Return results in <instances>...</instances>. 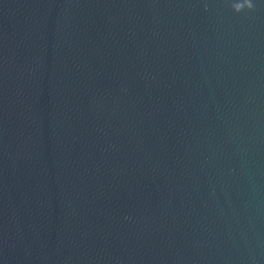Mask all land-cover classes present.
<instances>
[{"label": "water", "instance_id": "1", "mask_svg": "<svg viewBox=\"0 0 264 264\" xmlns=\"http://www.w3.org/2000/svg\"><path fill=\"white\" fill-rule=\"evenodd\" d=\"M233 2L0 0V264H264V0Z\"/></svg>", "mask_w": 264, "mask_h": 264}, {"label": "clouds", "instance_id": "2", "mask_svg": "<svg viewBox=\"0 0 264 264\" xmlns=\"http://www.w3.org/2000/svg\"><path fill=\"white\" fill-rule=\"evenodd\" d=\"M232 11L236 14H240L242 12H252L255 8L253 0H234L231 4ZM205 10H207V6L205 5Z\"/></svg>", "mask_w": 264, "mask_h": 264}]
</instances>
